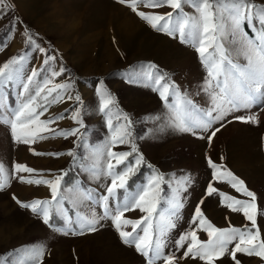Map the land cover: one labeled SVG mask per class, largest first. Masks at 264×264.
Returning <instances> with one entry per match:
<instances>
[{
  "label": "snow or ice",
  "instance_id": "snow-or-ice-1",
  "mask_svg": "<svg viewBox=\"0 0 264 264\" xmlns=\"http://www.w3.org/2000/svg\"><path fill=\"white\" fill-rule=\"evenodd\" d=\"M117 2L128 7L156 32L192 46L206 71L199 90L207 96L203 106L197 103L193 95L183 91L169 73L163 72L155 64L141 65L143 70L139 74H125L127 82L138 83L142 80L145 87L158 93L165 112L163 117H155L161 121L158 131L170 129L194 136L198 132H207V139L211 143L224 126L223 121L232 113L250 110L257 105L264 110V3H257L256 0ZM141 6L145 9L167 7L172 11H142ZM186 7L193 11H185ZM14 10L15 5L11 0H0V19ZM21 23L17 17L11 21V28L15 29ZM246 29H251L252 35ZM23 35L30 47L34 46L44 53L43 64L50 66V61L56 57L49 55L43 47L35 43V34L31 30L25 28ZM27 59L26 54H18L0 64V123L8 127L15 143L29 144L37 139H47V136L42 135L46 132L64 138L77 137L74 142L76 146L89 149L85 155L78 157L75 149L54 155L73 157L74 167H78L92 180H105L106 183L103 192L95 193L81 184L67 187L63 184L67 172L53 179H26L18 176L21 183L48 186L51 194L50 199H35L31 202H22L13 194L12 198L18 206L30 210L43 224L64 235L69 232L78 235L95 233L103 227V220H109L121 243L134 248L144 258L145 264H177V251L181 249L184 251L180 259L198 258L204 264H216L217 260L225 257L230 258L233 264H242L238 254L264 260V238L257 225V217L264 214V210L257 203V193L250 190L243 179L231 170L222 169L211 158L207 162L214 170L213 179L207 183L204 194L194 208L191 223L195 227H190L173 241L175 251L165 252L170 233L178 227L186 198L183 194L187 193L193 183L191 176H183L173 187L172 178L166 179L164 173L146 161L134 142L131 116L117 109L114 123L113 107L117 104V98L103 86L96 90L97 111L106 117L109 136L101 146L88 145L83 119L87 109L82 96L78 93L66 95L67 90L72 88L71 83L54 82V78L63 74L66 69L52 71L50 76L41 78V71L45 69L33 68L26 71ZM13 90L17 97L15 103L10 98ZM199 91L195 95H199ZM65 100L75 102L70 118L78 127L56 131L50 125L64 119L63 114L46 120L40 117L50 106ZM232 118L257 125L260 122L256 114L235 115ZM216 124L220 127L214 128ZM81 129L85 131L82 132ZM117 145H130L131 150L113 151ZM133 154L134 160L126 163ZM120 165L124 167L117 170ZM141 165L151 169V175L135 192L130 191L128 180ZM34 171L26 165L16 163L10 174L6 166L0 163V191L11 186L12 176ZM214 182L227 183L248 199H237L228 195L217 189ZM166 184L171 189V195L164 190ZM69 193L74 196L70 197ZM214 195L219 196L231 211L242 213L251 227L215 226L201 208L205 199ZM66 200L73 205L75 219L64 206ZM93 202L102 209L101 212L96 210ZM135 210L144 215L139 219L126 218L125 213ZM57 219L63 222L62 225H57ZM129 226L131 231L126 230ZM200 231L207 234V240L200 239ZM45 251L43 245L16 249L7 256L0 257V264H43ZM9 256L12 257L10 261Z\"/></svg>",
  "mask_w": 264,
  "mask_h": 264
},
{
  "label": "rangeland",
  "instance_id": "rangeland-1",
  "mask_svg": "<svg viewBox=\"0 0 264 264\" xmlns=\"http://www.w3.org/2000/svg\"><path fill=\"white\" fill-rule=\"evenodd\" d=\"M256 2L264 3V0H256ZM11 3L15 5V10L0 19V30L5 33L4 28L17 17L22 23L11 30L12 35H9V40L5 44L7 46L0 45V64L13 55H18L23 48H26V51L20 54H26L28 57L25 64L26 71L44 61V53L26 43L23 32L25 28L31 30L35 34V43L43 47L49 55L56 57L55 60L50 61V69L45 72L46 66L43 67L45 70L41 71V76L43 73V77L50 76L52 71L64 68L63 60L77 71H73V76L69 68L65 67L66 71L55 77L54 82H69L72 88L67 90L66 95L78 93L82 96L87 109L83 119L87 128L88 145L101 146L109 136L106 117L97 111L96 90L103 86L117 98V104L113 107L114 123L117 109L131 116L133 139L146 161L164 173L166 179L172 178L173 187L183 176H191L193 183L187 193L183 194L186 198L178 227L170 233L165 252L175 251L173 241L190 227H195L191 223L194 208L204 194L207 183L213 179L214 170L208 164V158L222 169L231 170L243 179L247 187L257 193V203L264 210V110L259 105L226 117L223 121L224 126L209 143L207 132H198V135L194 136L170 129L158 131L161 121L156 120L155 117L165 115L158 93L150 87H145L142 80L138 83H129L125 79L126 73L139 74L143 70L141 65L155 64L163 72L169 73L183 91L193 95L197 103L203 106L207 96L199 90L203 85L206 71L192 46L181 43L177 38L156 32L117 0H11ZM140 10L163 13L172 11L167 7L145 9L143 6ZM185 11L193 10L186 7ZM246 30L252 35L251 29ZM198 91L199 95H195ZM10 98L12 103L16 102L15 90L11 92ZM55 106L52 105L50 108ZM70 106H75L73 100ZM248 114L258 115L259 124L244 123L232 118L235 115ZM51 115L52 112L50 114L45 112L40 119L51 118ZM215 127L220 125L216 124ZM201 136L204 138H200ZM67 145L68 143L64 142L60 147L52 148L62 149L58 150L59 153H67L64 149ZM42 147L13 142L8 127L0 123V163L6 166L10 174L16 163L30 168L32 165L40 164L49 167V172L58 167L47 176L51 179L63 172L69 175L78 169L74 167L73 157L70 156L41 162L43 155L34 154L44 148ZM77 148L80 147L76 145L73 147L78 157L89 151L80 148L81 155H79ZM130 150V145H117L113 148L116 152ZM134 155L128 157L126 163L133 161ZM142 166L135 172L137 177L128 180L130 191L135 192L151 175V169L146 166L139 171ZM123 167L124 165H120L117 170ZM18 176H24L26 179H41L35 171L19 173L12 176L10 187L0 191V257L23 247L43 245L46 248L43 264H145L144 258L134 248L121 243L109 220H103L101 222L103 227L95 233L86 232L84 235H78L69 232L64 235L54 232L30 210L18 206L12 198L14 194L22 202L50 199V192H47V195L42 192L40 193L42 197H37L38 186L21 183ZM131 180L132 186L129 184ZM105 183V180H92L83 172L70 184L63 181L67 187L81 184L95 193L103 192ZM214 186L237 199H248L227 183L214 182ZM164 190L171 195V189L167 184ZM69 196L72 197L74 194L69 193ZM64 206L70 210V214L75 219L72 203L66 200ZM93 206L98 212L102 211L94 202ZM201 208L205 216L217 227L243 228L245 225L251 227L242 213L231 211L217 195L206 198ZM142 215L144 214L139 210L125 213L126 218L129 219H139ZM35 217L37 220L34 219ZM56 223L62 225L63 222L57 219ZM257 225L264 238V214L258 215ZM126 230L132 229L129 226ZM198 235L201 240L208 239L203 231L198 232ZM183 251L184 249L177 251V264H204L198 258L180 259ZM238 258L242 264H264V260L255 256L238 254ZM8 259L10 261L12 257L9 256ZM216 264H233V262L225 257L223 260H217Z\"/></svg>",
  "mask_w": 264,
  "mask_h": 264
},
{
  "label": "crops",
  "instance_id": "crops-1",
  "mask_svg": "<svg viewBox=\"0 0 264 264\" xmlns=\"http://www.w3.org/2000/svg\"><path fill=\"white\" fill-rule=\"evenodd\" d=\"M62 1V0H61ZM9 40V36H7L5 33H3L0 30V45L4 46L7 41ZM23 51H26V48H23L21 51L18 52V54L22 53ZM69 63H67L66 61H62V65L63 67H67L70 70V73L74 76L73 71H75L74 67H71L68 65ZM46 66V70L45 72L50 69L51 65H44L43 62L41 61L38 66H36V69H43V67ZM44 72V71H43ZM77 72V71H75ZM44 73L42 74L41 78H43ZM99 78H103V77H99ZM72 100H65L62 103L56 104V106L54 108H50L48 109V111L46 112V114H50L52 112L51 118L60 114H63L65 116L64 119L58 120L56 121V123L50 125L53 126L52 128L55 129L56 131H61V130H69V129H73L75 127H78L77 124L70 118V112L71 109L73 108L72 106H70ZM67 110V111H66ZM51 118H46V119H51ZM43 119V120H46ZM84 129H81V131L83 132ZM42 135L47 136V139H37L34 143H30L31 147H35L36 145L38 146H43V149H49V150H43V149H39L34 155H43L41 158V162H46L47 160L53 159V158H60V159H65L67 157V155H59L56 156L54 155L55 153H59L62 149H58L55 150L52 147L56 146V147H60L64 142L68 143L67 148H64L65 151L71 150L73 149V147H75L76 143H74L77 140V137L74 136H70L68 138H64L61 136H54L53 133H43ZM58 151V152H57ZM39 153V154H37ZM64 153V152H61ZM46 156V157H45ZM36 160H38L36 158ZM40 162V160H38ZM43 164V163H42ZM32 165V164H31ZM34 170L35 173L37 174V176H39V178L41 179H51L49 176V174H51L53 171H55L57 168L51 170L50 172L48 171L47 166H43V165H32L31 166ZM38 186V188H36V192L37 197H42V192H45V195H47V192H50V189L48 186L46 185H35ZM41 193V194H40ZM51 195V194H50ZM31 212V211H30ZM33 216V215H32ZM31 216V217H32ZM35 220H37V217L34 218Z\"/></svg>",
  "mask_w": 264,
  "mask_h": 264
},
{
  "label": "trees",
  "instance_id": "trees-1",
  "mask_svg": "<svg viewBox=\"0 0 264 264\" xmlns=\"http://www.w3.org/2000/svg\"><path fill=\"white\" fill-rule=\"evenodd\" d=\"M11 30H12V28H11V23H9V24L4 28V32H5V34H6L7 36H9L10 33H11ZM86 130H87V128H86ZM83 131H85V129H84ZM77 149H78V153H79V155H81L80 148H77ZM69 166H70V165H69ZM140 170H143V166H142L141 169H139V171H140ZM81 173H82V172L80 171L79 168L76 169L75 171H72L71 174H69V175H67V176L64 177V181H65V183H66V184H70V183L73 181V179L76 178V177H78V176H80ZM133 177L136 178V177H137V174L132 175V176L130 177V179H132ZM129 184H130V186H132V185H131V184H132V180L129 181Z\"/></svg>",
  "mask_w": 264,
  "mask_h": 264
}]
</instances>
